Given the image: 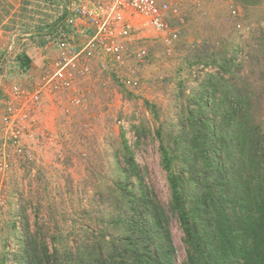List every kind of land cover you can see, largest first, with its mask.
<instances>
[{
    "label": "trees",
    "instance_id": "1",
    "mask_svg": "<svg viewBox=\"0 0 264 264\" xmlns=\"http://www.w3.org/2000/svg\"><path fill=\"white\" fill-rule=\"evenodd\" d=\"M262 5L264 0H236L227 18L206 21L204 34L193 43L185 41L190 19L181 8L179 17L168 15V24L178 31L171 43L185 54L176 73L165 78L167 85L174 84L172 107L148 105L156 131L141 118L130 127L135 138L130 143L122 129L107 163L87 150L93 156L90 184L96 197L92 206L74 212L66 230L52 231L37 221L32 229L33 196L13 193L15 210L0 241V264H264V27L248 25L246 31L247 17L233 14ZM66 19L65 12L40 36L54 41L56 50L70 48ZM83 33L76 52L94 30ZM140 50L144 56L131 55L145 61L137 62L141 68L152 61V52ZM126 54L110 71L122 86L134 85L137 75V66L129 77L116 73ZM30 58L28 51L17 56L25 69ZM149 134L159 143L171 188L169 211L136 159L140 139ZM171 215L182 231L183 257Z\"/></svg>",
    "mask_w": 264,
    "mask_h": 264
},
{
    "label": "rangeland",
    "instance_id": "2",
    "mask_svg": "<svg viewBox=\"0 0 264 264\" xmlns=\"http://www.w3.org/2000/svg\"><path fill=\"white\" fill-rule=\"evenodd\" d=\"M179 1L182 13L190 19L185 40L188 43L201 39L206 21L227 18L229 8L236 3V0ZM39 4L38 8L26 11L23 25L15 28L17 32L11 35L0 30V116L6 117L8 113L12 116L11 124L0 123V241L7 234L9 212L15 210L13 193L22 191L33 196L28 209L32 229L37 221L52 231L56 226L66 230V221L76 218L75 211L92 206L96 196L90 181L95 174L91 168L93 160L90 161L93 156L90 158L87 150L93 149L97 158L107 163L108 152L118 145L122 129L127 131L130 143L135 141L130 127L138 125L141 118L152 132L156 131L158 125L148 105L156 104L165 110L172 107L174 84L167 85L165 78L176 73L185 54L173 47L174 40L168 34L138 20L137 31L123 42L126 61L116 71L120 78L129 77L137 66L135 84L129 86L124 81L122 86L110 74L111 65L97 69L103 56L74 50L79 44L80 29L87 27L81 20L68 23L66 44L70 48L52 51L54 41L40 36L51 30L55 11H62L55 6L60 2L53 7L48 0ZM235 10L242 19L247 17L248 23L243 21L242 29L248 25L264 27V5ZM245 30L249 31V27ZM141 47L149 54L152 52V61L140 68L136 64L142 59L136 62L133 58L136 55L131 53L137 54ZM24 51L32 57L28 69L17 60ZM65 56L72 60L71 66L57 76L61 81L55 80ZM66 81L68 84H62ZM135 154L140 167L145 169L147 185L169 211L171 188L162 167L158 141L152 134L141 138ZM170 218L178 255L183 257L182 231L176 216ZM2 247L0 243V252Z\"/></svg>",
    "mask_w": 264,
    "mask_h": 264
},
{
    "label": "built area",
    "instance_id": "3",
    "mask_svg": "<svg viewBox=\"0 0 264 264\" xmlns=\"http://www.w3.org/2000/svg\"><path fill=\"white\" fill-rule=\"evenodd\" d=\"M179 3V0H79L77 4L70 0L68 10L73 17L69 22L72 23L76 17L94 30V35L84 44L81 51L103 56L99 66L104 69L122 63L125 55L123 42L137 31L135 23L138 20L147 22L153 29L168 34L170 40H175L178 31L170 27L166 18L168 15L179 17ZM233 14L236 15L237 11L233 10ZM138 54L142 57L145 51L140 50ZM78 55L81 56L82 53L79 52ZM71 62L67 57L63 59L59 71L54 75L55 80L61 81L57 76L69 69ZM87 69L89 70L88 67ZM62 76L63 74L60 75ZM67 82L62 84H68ZM38 99L39 96L36 95L35 100ZM0 123L11 124V114L0 116Z\"/></svg>",
    "mask_w": 264,
    "mask_h": 264
},
{
    "label": "crops",
    "instance_id": "4",
    "mask_svg": "<svg viewBox=\"0 0 264 264\" xmlns=\"http://www.w3.org/2000/svg\"><path fill=\"white\" fill-rule=\"evenodd\" d=\"M37 1V2H36ZM50 1V3L52 2V7L54 6V4H57L60 2V4L55 5L56 7H60L59 10L61 9L62 11H60V13H57V11H55V23L51 25L52 29L53 27H55L56 25H58L59 19L61 18V16H63L65 14V12L68 15V19L65 20L64 22V27L63 30L65 28H68L70 30V27L68 26V23L70 18L73 17L72 14L69 13L68 10V6H69V2L70 0H57L55 2V0H48ZM79 0H74V2H76L78 4ZM36 2V4H35ZM41 2V0H0V30L4 31L5 33L8 34H13L14 32H17L18 30H16L15 28H18L19 24L23 25V23H21L24 19H25V13L26 11L30 12L32 9H36L39 7V3ZM55 2V3H54ZM39 4V5H37ZM63 6V7H62ZM67 8H66V7ZM35 14V11H33ZM57 13V15H56ZM68 20V21H67ZM75 20L76 17H75ZM80 19H78L77 21H79ZM82 21V20H81ZM80 21V23H82ZM84 24H86V22H83ZM87 25V24H86ZM85 29H80L81 33L79 35V37H81L82 35H84V31L86 29H91L90 27H84ZM70 33V32H69ZM69 35V34H68ZM14 36V35H13ZM55 45H53V50L52 51H56V48H54Z\"/></svg>",
    "mask_w": 264,
    "mask_h": 264
}]
</instances>
